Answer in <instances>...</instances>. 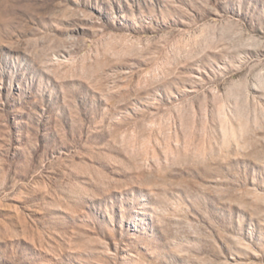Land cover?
Returning a JSON list of instances; mask_svg holds the SVG:
<instances>
[{
	"label": "rangeland",
	"instance_id": "rangeland-1",
	"mask_svg": "<svg viewBox=\"0 0 264 264\" xmlns=\"http://www.w3.org/2000/svg\"><path fill=\"white\" fill-rule=\"evenodd\" d=\"M0 264H264V0H0Z\"/></svg>",
	"mask_w": 264,
	"mask_h": 264
}]
</instances>
